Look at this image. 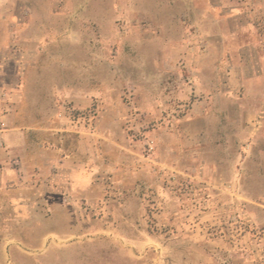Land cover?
<instances>
[{
  "label": "rangeland",
  "instance_id": "obj_1",
  "mask_svg": "<svg viewBox=\"0 0 264 264\" xmlns=\"http://www.w3.org/2000/svg\"><path fill=\"white\" fill-rule=\"evenodd\" d=\"M7 23L26 100L0 125L28 146L0 264H264V0H0Z\"/></svg>",
  "mask_w": 264,
  "mask_h": 264
},
{
  "label": "crops",
  "instance_id": "obj_2",
  "mask_svg": "<svg viewBox=\"0 0 264 264\" xmlns=\"http://www.w3.org/2000/svg\"><path fill=\"white\" fill-rule=\"evenodd\" d=\"M4 17V16H3ZM9 40V23L7 25H0V52L2 51V46L5 45L6 41ZM2 53V52H1ZM0 53V54H1ZM2 56L0 55V58ZM4 61L0 60V104H4L7 108H15L20 106L24 100H26L25 91H23V87H25L24 79H21V76H18V81L14 86L6 83L4 81L6 72L3 69ZM19 63V60H17ZM18 75H21V71H18ZM53 98L56 99V91L54 88L51 90ZM60 92H64L60 90ZM9 117V115H8ZM6 125V126H4ZM0 145L5 144L6 148L0 152V162L4 163L0 165V192L3 193L4 189H16L21 187V179L23 178L21 171L26 169V154L22 153V150H26L28 146L27 136L23 130H16V127H8L7 122L3 121L2 125H0ZM62 150L61 147L57 148V151ZM23 151V152H24ZM36 155L34 158V162L37 161V152L34 151ZM67 155L63 157H57L55 159V164L57 166L64 165V163L68 160ZM19 163L18 168L12 166L13 163ZM22 177V178H21ZM21 178V179H20ZM18 196V195H17ZM20 196H18L17 204L21 207ZM14 198V199H13ZM12 199L16 201V197ZM20 209V208H19Z\"/></svg>",
  "mask_w": 264,
  "mask_h": 264
}]
</instances>
